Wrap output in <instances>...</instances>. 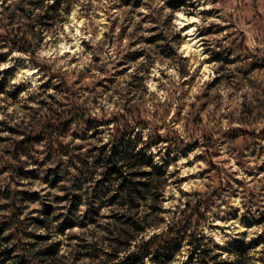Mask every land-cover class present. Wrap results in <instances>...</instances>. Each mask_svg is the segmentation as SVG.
<instances>
[{"label":"rangeland","instance_id":"rangeland-1","mask_svg":"<svg viewBox=\"0 0 264 264\" xmlns=\"http://www.w3.org/2000/svg\"><path fill=\"white\" fill-rule=\"evenodd\" d=\"M0 75V192L28 196L19 210L0 198V220L19 216L34 231L50 215L52 231L65 229L55 235L61 264L114 256L109 238L138 216L150 226L137 241L181 220L264 264V0H0ZM51 125L76 152L125 139L165 171L162 195L114 203L100 175L84 183L73 167L54 186L41 174L56 167L47 140L19 179L10 153L20 133L47 136ZM190 230L171 245V264H197Z\"/></svg>","mask_w":264,"mask_h":264},{"label":"trees","instance_id":"trees-1","mask_svg":"<svg viewBox=\"0 0 264 264\" xmlns=\"http://www.w3.org/2000/svg\"><path fill=\"white\" fill-rule=\"evenodd\" d=\"M133 2L136 6L142 4V0H126L127 4ZM170 4L174 10H179L185 2L170 1ZM6 88V81L0 75V95L7 93ZM66 134L64 127L54 128L53 126L47 136L44 132L43 134L27 133V131L20 133L23 138L15 144L10 153L19 165L18 171L15 172L19 179L31 176V172L25 169V165L39 163V159L34 157L36 144L47 140L46 160L50 164H56V167H51L43 173L37 168L34 170L36 172L34 175L43 174V178L54 186L63 180V171L66 169L70 176L69 170L73 167L77 168V177L84 183L91 182L96 175H100L98 181L108 186L104 187V190L112 194L110 198L114 203L124 202L139 208L143 201L157 200L162 195L161 184L165 180V171L146 154H141L130 147L125 139L117 137L107 146L92 147L88 152H76L80 149L70 148L69 145H64L58 140ZM74 160L78 163H73ZM16 192L9 188L0 192L1 199L13 202V210L15 208L19 210L18 207L22 206L18 204V201L28 200V196L19 197ZM80 204L79 198L73 202L75 208ZM128 219L124 222L126 227L119 229L117 233H113L114 237L109 238V244L116 248L114 256L107 251L105 255L108 259L94 264H171L173 259L169 253L171 245L181 234L190 230L180 220L170 224L161 233L137 241L136 234L144 233L150 225L142 224L140 216L137 219L131 217ZM49 222L50 215L47 214L44 219H38L33 225L34 231H28L32 225L30 222L21 220L19 216L11 217L6 221L0 220V264H61L62 243L61 240L55 239V235L59 232L64 233L65 229L62 227L60 231L54 232L48 227ZM71 227L73 225L67 228ZM200 227L196 224L188 234L189 260L196 261L197 264H252L253 257L247 246L215 245L201 235ZM40 228L46 230V233H39L37 229ZM133 242L134 247L131 249ZM117 245L125 247L118 249ZM92 247L93 250L100 248L90 244L89 248ZM123 251L125 253L119 257V253ZM223 251H226V254ZM95 256L98 258L99 255Z\"/></svg>","mask_w":264,"mask_h":264},{"label":"bare ground","instance_id":"bare-ground-1","mask_svg":"<svg viewBox=\"0 0 264 264\" xmlns=\"http://www.w3.org/2000/svg\"><path fill=\"white\" fill-rule=\"evenodd\" d=\"M79 31V29L77 28V32ZM192 37V36H191ZM194 38L189 40V43L186 45V49L189 51V49L195 44L193 43Z\"/></svg>","mask_w":264,"mask_h":264}]
</instances>
